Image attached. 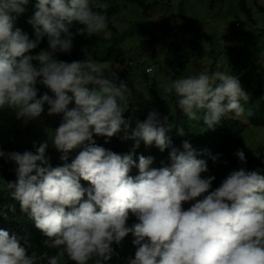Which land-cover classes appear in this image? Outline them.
<instances>
[{
	"label": "clouds",
	"instance_id": "1",
	"mask_svg": "<svg viewBox=\"0 0 264 264\" xmlns=\"http://www.w3.org/2000/svg\"><path fill=\"white\" fill-rule=\"evenodd\" d=\"M29 3L0 0V110L25 124L40 118L45 105L49 116L62 114L49 141L64 163H50L49 141L34 142L35 151L0 150V157L16 165V180L0 191L19 203L45 238L42 243L62 250L75 264L93 259L105 264L113 245L131 233L135 253L127 264H264V172L240 167L213 188L216 177L202 175L209 172L208 163L197 158L188 140L183 150L171 147L168 116L150 110L127 131L131 121L121 101L131 89L117 72H106L89 58H58L71 52L77 35L90 38L107 28V0H36L28 21L35 39L15 26ZM45 37L47 48L33 53ZM149 67L153 71L148 66L147 73ZM38 85L47 91L40 94ZM165 91L175 94L190 120H202L207 129L215 130L229 114L252 115L243 106L249 94L239 78L223 71L175 79ZM122 130L124 139L135 142L128 153L95 139L106 137L107 143ZM141 141L161 152L171 147L170 163L157 167L153 156L142 154L134 159ZM76 149L81 150L68 162ZM209 155L214 162L220 158ZM235 155L246 163L242 148ZM81 179L90 185L84 187ZM8 209L15 212V204ZM130 216L137 222L129 225ZM31 247L26 237L0 228V264H37ZM47 264H58V257H47Z\"/></svg>",
	"mask_w": 264,
	"mask_h": 264
},
{
	"label": "trees",
	"instance_id": "2",
	"mask_svg": "<svg viewBox=\"0 0 264 264\" xmlns=\"http://www.w3.org/2000/svg\"><path fill=\"white\" fill-rule=\"evenodd\" d=\"M123 1L126 2V4H135L143 7L142 12L144 14H149L151 11L153 12L158 3V1H154L147 4L144 0ZM218 1L219 0L208 1L210 10L216 9ZM107 2L110 4V7L106 11L108 26L105 30L110 32V36L108 38L104 37L101 34L102 32L90 38L77 35L74 38V46L71 52L58 53L57 56L59 59L71 62L73 60H82V55L85 53L98 54L100 50L107 51V49L111 47V41L115 40L116 42H121V39L125 38L126 34L130 33V27L123 29L124 31L121 33V29L117 26L115 20L122 12L121 2H119V0H107ZM35 3L36 0H30V3L26 6L27 10L25 13L20 15L15 21V26L21 28L24 32L29 34L31 39H35V34L33 26L28 21L34 14ZM230 4L234 9L236 7V10L233 13L236 17V20L239 19L240 10V12L245 16V22L253 20L256 23V20L253 16V8L249 5L248 0H236V4H234L233 1H230ZM181 8L183 11L184 7ZM172 16L175 17V14ZM184 17L185 16L183 13V18ZM231 23L234 24L235 22L232 21ZM75 27L80 26L76 25ZM176 29L173 31L175 37L182 35V41L188 45H194L192 48H196V51L194 53L187 51L178 58L175 73L170 74V79H167L168 82L166 83L167 85L163 91L157 86L156 81H153V83L149 86L151 93L157 102L155 104V110L159 111L161 118L164 116H168L169 118L168 123L171 124V129L167 134L172 139L171 147L183 150L182 143L184 140H188L197 150V158L204 159L208 163L209 172L203 173L202 175H214L216 177L215 181H213V188L218 187L221 181L232 170L238 169L240 167H245L249 170L256 169L258 171L264 172V153H258L256 151V148L254 147L255 143L253 141L254 139L258 138V136H260V133L259 131H256V128H264V64H260L258 59H253L251 52H249L250 49L240 51L235 47V45L231 46L229 43L233 41L232 37L223 31V45L227 48V53H222L221 49L213 50V54L210 56L211 60H209V64L204 66L202 60H198L195 53L197 52L201 58L203 57V45L206 42L210 43L213 40L214 33L207 32L203 34L199 32V34L195 35V37H191L187 30H184L186 33L181 32L182 30L180 33H178ZM73 30L75 31V28ZM236 31H240V33L244 34L247 32L250 33L249 29L245 28V23ZM260 36H264V29L260 33ZM253 38L254 36L251 35V38L247 41V44L250 45L254 43L256 44L255 47L257 48V45L264 43L263 41H259L255 38V40H253ZM156 39L159 38H156L155 36L149 41L154 42ZM170 44L171 46H169V48L176 45L175 42H170ZM200 44L201 48H199ZM43 48H47V37L41 41L37 49L32 51L33 53H36ZM157 51L161 53L163 50L152 49L153 54H156ZM120 52L123 54V51L110 49L106 55H103V58L116 59L121 55ZM168 52L169 50L167 53ZM222 56L225 58L227 63H223ZM220 61H222V64L219 66L218 62ZM171 63H175V60H173ZM190 63L197 67L191 75L202 71H223L228 74L236 75L239 78L241 86L244 90L251 84V82H253L254 86L252 91L248 93V100L242 101L246 111L250 110L252 115H245L237 118L229 114L222 120L221 124H219L215 130H211L207 129L206 126H203L202 120H190L177 106V97L174 93H170L169 95V99H171L170 104L166 97L167 94H165V90L170 86L173 80L179 78L180 74L183 77L187 76V68L190 67ZM203 66L205 69H203ZM172 68L173 67L170 66L166 69L168 73L172 72ZM244 69L246 71L239 75L238 72H242ZM121 104L127 108L124 115L131 121V128L127 130L130 133L131 130L136 127L138 120L143 121L146 119L148 111L144 114V111L137 103V99L135 98L134 94H132V96H127L125 100L121 101ZM72 106H74V104H71L70 107ZM172 112H175V115H172ZM200 115L202 117V113H200ZM26 127H20L17 130L9 129L10 131L0 132V150H4L6 153L12 151H19L23 153L26 150L35 151L33 144L35 137L29 135L31 129H27ZM180 127L184 129V135L178 134V129ZM124 135L125 132L122 130L111 137L107 143H105L107 138H105V140H98L96 136L95 139L99 145H102L107 149H111L116 153L125 154L132 150L135 142L132 139H124ZM251 135L253 136L252 139L250 137ZM35 136L40 137L39 132H37ZM171 147L161 152L155 146V144L147 146L143 141H141L140 146L138 149H136V153L133 158L138 160L139 155L141 154L144 156H153L155 158L154 163L157 164V167H160L162 164L170 163L169 152L171 151ZM238 148H242L244 150L246 163L240 162L238 157L235 155V152ZM80 150L81 149L74 150L70 154L68 162H71V159H73ZM209 153L212 155L220 154L219 160L214 162L211 159ZM46 155L49 157L50 163L53 166L62 165L64 163V161L60 159L61 153L58 152L54 147H52V151H49V153H46ZM15 168V162L0 157V186L5 185L8 181L16 180ZM134 173L131 171L129 174L133 176L137 175V173ZM81 183L84 187H88L90 185V182L84 181L83 179H81ZM13 204H15V212L9 211L8 209V206ZM187 204L190 206V203ZM3 212H8V215L5 216L0 214V228L8 230L10 233L14 232L21 237H26L29 239L32 242V247L29 249V254L35 253L37 257V264H47V257L50 256H57L58 264H75V262L71 261L67 254L62 250L49 248L42 243L43 239L45 238L42 236L40 230L34 226V222L28 218L27 214L20 211L19 203L13 200L10 194L6 191H0V213ZM134 222H137L136 217L130 216L128 224L131 225ZM133 239L134 237L131 233H129L120 245L114 244V254L109 261L105 262V264H127L128 257L134 256L135 253V246L132 243ZM88 264H95V260H90Z\"/></svg>",
	"mask_w": 264,
	"mask_h": 264
},
{
	"label": "rangeland",
	"instance_id": "3",
	"mask_svg": "<svg viewBox=\"0 0 264 264\" xmlns=\"http://www.w3.org/2000/svg\"><path fill=\"white\" fill-rule=\"evenodd\" d=\"M144 1L147 4L158 1L153 12L151 11L149 14H144L142 12L143 7L135 4H126L123 0H119V2H121L122 12L115 20L117 26L121 29V33L124 31L123 29L128 27H130V33L126 34L125 38L121 39V42H116L115 40L111 41V47L107 49V51L100 50L98 54L85 53L82 55V60L86 58L92 59L106 72H117L119 78L127 82L128 87L131 89L130 96H132V94L135 95L137 103L144 111V114L151 109H156L155 104L157 102L149 87L153 81H156L157 86L163 91L167 85V79H170V74L175 73L178 58L187 51L192 53L196 51V48H192L194 45H188L182 41V35L175 37L173 31H175L176 27L178 33H180L181 30V32L186 33L184 30H187L191 37H195L199 32L203 34L207 32L214 33L213 40L203 45V57L201 58L199 53H195L197 59L200 61L202 60L204 66L209 64L213 50L221 49L222 53H227V48L223 45V31L232 37L233 41L229 43L231 46L235 45L240 51L250 49L249 52H251L253 59H258L260 64H264V43L257 45V48L254 43L250 45L247 44L251 35L254 36L255 39L264 42V36H260V33L264 29V0H248L249 5L253 8V16L256 23L253 20L245 22V16L240 10L239 19L236 20L233 14L236 7L234 9L230 4V1L236 4V0H219L214 10H210L209 0ZM181 7H184L183 11ZM183 13L185 16L184 18ZM173 14H175V17L172 16ZM232 21L235 23L232 24ZM244 23L245 28H248L250 33L247 32L244 34L240 33V31H236ZM101 34L107 38L110 36L108 30L102 31ZM155 36L159 39H156L154 42L149 41ZM254 38L253 40H255ZM170 42H175L176 45L169 48V46H171ZM199 48H201V44ZM110 49L123 51V54L120 52L121 55L116 59L103 58V55H106ZM152 49H162L163 51L161 52L162 54L159 51L153 54ZM168 50L169 52L167 53ZM173 60H175V63L172 64L171 62ZM222 61L223 63H227L224 57ZM222 61L218 62L219 66L222 64ZM148 66L154 68L151 73L145 72V67L147 68ZM170 66L173 67L172 72L168 73L166 69ZM204 66L203 69H205ZM196 68L195 65L190 63V67L187 68V76L191 75ZM244 71L246 70L244 69L242 72H238V74L240 75ZM182 77L183 76L180 74L179 78ZM253 86L254 83L251 82V84L246 87L245 91L250 93ZM38 87H40L41 90L40 94L47 91L43 86L38 85ZM165 94H167L166 97L171 104V99H169L170 93L166 92ZM61 122L62 114L49 116L47 114V105H45V112L41 114L40 118L29 121L27 124H25L23 120L16 119L14 113L8 110H0V132L10 131L9 129L17 130L20 127L27 126V129H31L29 135L35 137L34 142L37 145L41 142L49 141V137L54 134L55 129ZM256 131H259L260 136L253 140L255 143L254 147L258 153H264V128L259 129V127H257ZM37 132H39L40 137L35 136ZM250 137L251 139L253 138L252 135ZM105 138L106 137L97 136L98 140H105ZM52 147L54 146L49 141V147L46 151L47 154L49 151H52ZM184 207H189V204L185 203Z\"/></svg>",
	"mask_w": 264,
	"mask_h": 264
},
{
	"label": "built area",
	"instance_id": "4",
	"mask_svg": "<svg viewBox=\"0 0 264 264\" xmlns=\"http://www.w3.org/2000/svg\"><path fill=\"white\" fill-rule=\"evenodd\" d=\"M151 70H152V68H151V67H149V68H148V71H151Z\"/></svg>",
	"mask_w": 264,
	"mask_h": 264
}]
</instances>
